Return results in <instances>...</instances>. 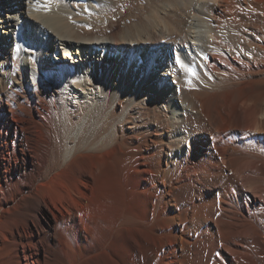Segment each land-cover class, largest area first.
<instances>
[{"label": "bare ground", "instance_id": "6f19581e", "mask_svg": "<svg viewBox=\"0 0 264 264\" xmlns=\"http://www.w3.org/2000/svg\"><path fill=\"white\" fill-rule=\"evenodd\" d=\"M0 264H264V0H0Z\"/></svg>", "mask_w": 264, "mask_h": 264}]
</instances>
